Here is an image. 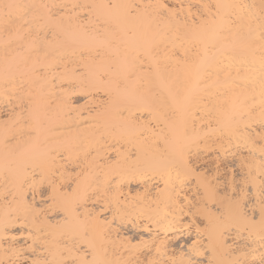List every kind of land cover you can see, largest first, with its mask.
I'll return each instance as SVG.
<instances>
[{
  "label": "bare ground",
  "instance_id": "obj_1",
  "mask_svg": "<svg viewBox=\"0 0 264 264\" xmlns=\"http://www.w3.org/2000/svg\"><path fill=\"white\" fill-rule=\"evenodd\" d=\"M262 36L261 0H0V264H260Z\"/></svg>",
  "mask_w": 264,
  "mask_h": 264
},
{
  "label": "snow or ice",
  "instance_id": "obj_2",
  "mask_svg": "<svg viewBox=\"0 0 264 264\" xmlns=\"http://www.w3.org/2000/svg\"><path fill=\"white\" fill-rule=\"evenodd\" d=\"M4 9L7 11L5 12V15L8 18V21L10 23H13L15 21V12L22 8V5L17 3H7L2 5ZM261 11L262 14H264V0H261ZM264 38V36H262ZM262 205H264V202H262ZM254 222V221H253ZM260 226L261 229L264 230V206L261 207L260 210ZM79 264H104L103 261H98L96 259H93L92 261H88L87 259H82L79 261ZM260 264H264V258L261 259Z\"/></svg>",
  "mask_w": 264,
  "mask_h": 264
}]
</instances>
